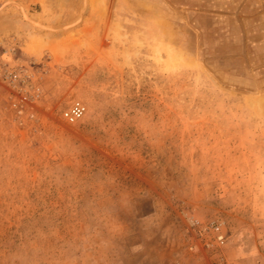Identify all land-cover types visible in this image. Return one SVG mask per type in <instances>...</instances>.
<instances>
[{
  "label": "rangeland",
  "instance_id": "374dc122",
  "mask_svg": "<svg viewBox=\"0 0 264 264\" xmlns=\"http://www.w3.org/2000/svg\"><path fill=\"white\" fill-rule=\"evenodd\" d=\"M0 264H264V0H1Z\"/></svg>",
  "mask_w": 264,
  "mask_h": 264
},
{
  "label": "built area",
  "instance_id": "2783aa9c",
  "mask_svg": "<svg viewBox=\"0 0 264 264\" xmlns=\"http://www.w3.org/2000/svg\"><path fill=\"white\" fill-rule=\"evenodd\" d=\"M1 4V0H0ZM17 74L14 72H4L3 79L7 84L13 85L16 88L15 80ZM85 112V107L80 102H73L72 105L65 111L64 117L69 121H77ZM192 244L190 250L201 258L210 257L211 254H218L221 258L220 249L226 244L229 238V232L224 222L214 220L207 224H199L193 222L190 225Z\"/></svg>",
  "mask_w": 264,
  "mask_h": 264
}]
</instances>
